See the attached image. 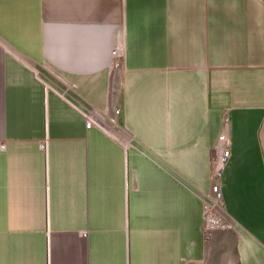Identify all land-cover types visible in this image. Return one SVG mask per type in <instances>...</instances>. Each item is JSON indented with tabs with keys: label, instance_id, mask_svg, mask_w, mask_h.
<instances>
[{
	"label": "crops",
	"instance_id": "crops-1",
	"mask_svg": "<svg viewBox=\"0 0 264 264\" xmlns=\"http://www.w3.org/2000/svg\"><path fill=\"white\" fill-rule=\"evenodd\" d=\"M1 143L0 264H264V0H0Z\"/></svg>",
	"mask_w": 264,
	"mask_h": 264
},
{
	"label": "built area",
	"instance_id": "built-area-1",
	"mask_svg": "<svg viewBox=\"0 0 264 264\" xmlns=\"http://www.w3.org/2000/svg\"><path fill=\"white\" fill-rule=\"evenodd\" d=\"M115 55H120V49L117 47L113 50ZM116 113L120 112V108L115 109ZM96 124L93 115L88 114L86 119V126L91 127ZM101 125V124H100ZM1 148H5V143L0 144ZM216 167L212 173V185L210 191L204 198V214H205V229L210 231L211 229L223 224L221 217L216 212V209L223 203V195L221 189V178L223 174V168L230 156V138L226 133H222L220 136L218 148H217ZM211 218V219H210Z\"/></svg>",
	"mask_w": 264,
	"mask_h": 264
},
{
	"label": "rangeland",
	"instance_id": "rangeland-1",
	"mask_svg": "<svg viewBox=\"0 0 264 264\" xmlns=\"http://www.w3.org/2000/svg\"><path fill=\"white\" fill-rule=\"evenodd\" d=\"M217 153H218V151H217ZM213 180V179H212ZM212 185V184H211Z\"/></svg>",
	"mask_w": 264,
	"mask_h": 264
},
{
	"label": "bare ground",
	"instance_id": "bare-ground-1",
	"mask_svg": "<svg viewBox=\"0 0 264 264\" xmlns=\"http://www.w3.org/2000/svg\"><path fill=\"white\" fill-rule=\"evenodd\" d=\"M216 167V166H215ZM211 219V218H210Z\"/></svg>",
	"mask_w": 264,
	"mask_h": 264
}]
</instances>
